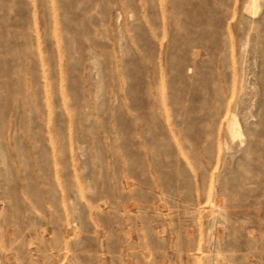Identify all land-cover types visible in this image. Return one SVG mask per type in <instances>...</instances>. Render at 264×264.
Instances as JSON below:
<instances>
[{
	"label": "rangeland",
	"instance_id": "374dc122",
	"mask_svg": "<svg viewBox=\"0 0 264 264\" xmlns=\"http://www.w3.org/2000/svg\"><path fill=\"white\" fill-rule=\"evenodd\" d=\"M0 264H264V0H0Z\"/></svg>",
	"mask_w": 264,
	"mask_h": 264
},
{
	"label": "bare ground",
	"instance_id": "6f19581e",
	"mask_svg": "<svg viewBox=\"0 0 264 264\" xmlns=\"http://www.w3.org/2000/svg\"><path fill=\"white\" fill-rule=\"evenodd\" d=\"M234 116H232V120H231V123H229V131L230 132V135L233 136L234 134V131H235V128H236V120L233 118ZM190 137V136H189Z\"/></svg>",
	"mask_w": 264,
	"mask_h": 264
}]
</instances>
